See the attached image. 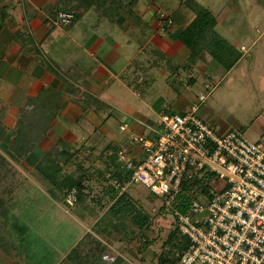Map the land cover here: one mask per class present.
<instances>
[{
    "label": "rangeland",
    "instance_id": "1",
    "mask_svg": "<svg viewBox=\"0 0 264 264\" xmlns=\"http://www.w3.org/2000/svg\"><path fill=\"white\" fill-rule=\"evenodd\" d=\"M154 1L162 6L157 7L160 10H156V15L168 16L172 3L168 6L166 0ZM170 1L178 3L179 0ZM187 3L190 9L182 6L179 13L182 20L180 21L178 15L173 16L165 34L172 40L178 30L190 23L195 14L191 10L195 3L202 8V17L211 15L214 18L215 33L231 46L235 52L232 56H238V59L229 69L212 59L208 53L197 57L192 63L189 59L191 49L181 42L188 50L180 65L177 64L181 67L177 68V71L171 67L169 71L162 73V68L153 66L145 75L141 74V81L133 83L135 90L141 95H128L131 106L141 112L140 118L147 120L148 117V122L155 126L158 117L154 110L160 111L162 103H169L171 109L168 108L167 112L178 111L198 102V95L205 93L206 99L199 109L204 108L201 115L204 114V119L214 130L221 132L227 128H238L246 138L264 142V0H187ZM146 55L147 52L143 57ZM171 61L173 66L176 60L171 57ZM59 106L58 104V108ZM151 109L153 112L148 111ZM111 120L114 123L115 135L124 139L121 141L122 150L131 145L133 153L140 155L141 146L127 142L126 136L129 132L122 130L118 119L113 117ZM79 122L84 123L83 120ZM80 126L84 125L72 126V130H76V134L80 133L86 139L88 131L82 130ZM106 127L109 128L108 125ZM47 133L43 137L44 141L52 139ZM147 134V129L141 133L144 136ZM89 136L93 135H88L86 140L74 144L79 146L78 156L67 169L75 175L76 172H82L85 196L84 201L78 204L72 201V205H67L62 201L61 195L52 190L49 183L43 179L37 185L32 181H29L27 186L25 182L22 184V164L12 163L13 166L9 169V165L5 163L4 167L10 172L7 171L2 184L6 187L2 188L5 194L7 193L5 198L8 201L6 200L4 211L0 210V250L15 264H55L62 255L75 247L81 238L92 244L90 238L99 236L96 233L99 227L92 228L83 218L100 219L108 213L107 208L114 199L110 198V183L102 176L109 158L103 154L106 139H101L98 144L95 142L93 148L87 149V145L92 143L88 141ZM27 155L36 157L35 152ZM78 162L84 169L79 172L76 169ZM212 185L213 190L219 191L226 187V181L215 180ZM126 192L135 208L149 215V225L141 232L130 221H126L128 219H124L126 230L132 233L122 238L113 227H106L111 239L109 243H116L109 247L110 251L105 257H99L94 264H112L116 257L114 255L119 253L127 264H156L158 255L170 250L169 245L165 244L170 232L175 228V219L170 208L142 184H131ZM113 221L119 220L115 218ZM120 221L117 223L120 224ZM104 224L107 222L102 225ZM141 233L145 236L142 237ZM179 237V233H176L174 240H179ZM88 244L83 245L81 250L88 248ZM176 255L174 252L173 257ZM66 261H69L67 257L63 264Z\"/></svg>",
    "mask_w": 264,
    "mask_h": 264
},
{
    "label": "crops",
    "instance_id": "2",
    "mask_svg": "<svg viewBox=\"0 0 264 264\" xmlns=\"http://www.w3.org/2000/svg\"><path fill=\"white\" fill-rule=\"evenodd\" d=\"M166 1L168 6L172 3L171 12L160 17L156 12L162 6L154 0H0V127L6 131L0 137V154L15 165L22 164V184L40 183L42 177L33 167L59 138L78 148L74 144L93 135L87 149L101 139H106L105 147L113 140L121 144L124 140L115 135L113 117L128 132L141 134L153 126L148 117L140 118L141 112L131 106L128 95L140 97L133 83L140 82L148 69L157 66L165 73L173 63L171 57L180 65L187 56V48L179 40H171L163 28L175 15L182 20L179 13L184 0ZM67 3L76 6L74 18L68 25L55 24L56 8ZM39 101L56 106V117L47 131L53 140L42 138L31 151L36 157L25 155L15 162L6 154L12 127L23 106ZM162 105L160 111L154 110L156 117L171 109L168 102ZM203 111L199 109L200 116ZM78 124L87 129L86 139L72 130ZM125 148L131 150L132 146ZM6 194H1L3 210ZM98 218L83 219L93 228ZM115 243L107 244L100 257ZM66 255L55 264H63ZM0 264L15 263L0 250Z\"/></svg>",
    "mask_w": 264,
    "mask_h": 264
},
{
    "label": "built area",
    "instance_id": "3",
    "mask_svg": "<svg viewBox=\"0 0 264 264\" xmlns=\"http://www.w3.org/2000/svg\"><path fill=\"white\" fill-rule=\"evenodd\" d=\"M71 19L72 13L59 12L53 22L66 25ZM206 96L200 93L182 112L159 114L147 136L129 132L126 140L141 146V156L119 150L131 174L121 184L111 183L118 194L142 184L169 207L185 181L201 180L186 192V212H173L178 232L189 242L178 264H264V142L246 138L238 128L214 130L199 114ZM219 179L226 187L213 190ZM73 200L70 192L66 201Z\"/></svg>",
    "mask_w": 264,
    "mask_h": 264
},
{
    "label": "trees",
    "instance_id": "4",
    "mask_svg": "<svg viewBox=\"0 0 264 264\" xmlns=\"http://www.w3.org/2000/svg\"><path fill=\"white\" fill-rule=\"evenodd\" d=\"M80 1V0H77ZM74 2V0H73ZM183 6L187 9L190 6L187 3V0L182 1ZM62 5V4H61ZM190 9V8H189ZM67 10L65 12L72 13V19L74 18V12L76 11V6L74 4L67 3L62 7H57L55 14L57 15L60 11ZM193 19L187 26H184L182 29L178 30L176 34L173 35L172 40H179L184 45H186L190 50L189 59L192 63L196 60L197 57H202V54H210V57L216 60L218 63L223 65L226 69H229L238 59L235 56V52L230 45L224 42L217 33H215L213 25L214 18L211 15H206L202 17L200 15L202 8L194 3V6L191 8ZM55 15V16H56ZM160 16V15H159ZM161 17V16H160ZM70 20V22L72 21ZM168 20V17L164 18ZM163 19V20H164ZM165 21V20H164ZM69 22V23H70ZM170 23L163 24L164 30H168V25ZM68 25V24H66ZM198 46V47H197ZM199 54V55H198ZM233 57V58H232ZM172 65V64H171ZM172 70L180 68L179 65L171 66ZM177 71V70H176ZM192 82V80H189ZM183 111V110H182ZM182 111H171L170 114L175 112ZM57 114L56 106L47 105L42 102H37L36 104L31 103V105H25L21 108L20 115L17 118L13 126L12 140L6 149L7 156L15 161L20 162L22 158L31 153L35 145L45 136L48 129L51 126V122L55 119ZM5 128L0 127V137L2 138L5 134ZM123 146L121 143L109 142L103 149V154L109 156L105 163V170L102 175L105 181L110 183V198L114 201L107 208V214H104L100 219H98L94 227L97 228L96 233L100 235L99 237H91L92 244L85 239H80L75 247H73L66 255L69 261L72 264H94L100 255L107 248V244L111 242L110 237L108 236L109 232L106 227H113L116 233L120 234L119 237L130 236L132 232L126 230L125 220L130 221L134 226L138 227L139 231H143L144 228H147L149 225V215L143 213L140 209L135 208L133 201L128 198L126 191H123L121 194H118L117 188L111 183L113 180H117L120 184L129 179L131 174V169H126L123 163L118 158V151L122 150ZM100 155L101 157L103 156ZM77 154V148L71 146L65 139L59 138L55 144L37 161L34 165V171L38 172L44 181L49 183V186L52 187L58 195H61L62 201L67 205L66 198L70 192H73L74 202L76 204L84 201L85 194L83 193V182H82V172L77 173L76 175L72 172H68V166L73 163ZM133 166H135L138 161L133 159ZM5 163L10 166H13L5 157L0 154V191L2 194H5L3 180L6 177L7 171L4 167ZM76 169L81 171L83 169L81 163H77ZM84 170V169H83ZM100 175V172H98ZM106 173H109V176L106 177ZM201 182V180L194 178L193 180L185 181L182 185V190L184 192L180 193L177 198L169 206L170 212L173 215L174 210H177L181 213L186 212L187 203L189 199V194L186 192L194 186L196 183ZM3 187V188H2ZM204 187V186H203ZM2 188V189H1ZM6 188V187H5ZM206 188V187H204ZM4 198L0 194V210H3ZM119 217V218H118ZM128 217V218H126ZM118 219L119 221H113ZM107 222V224H103ZM102 225V226H101ZM21 227V226H20ZM93 227V228H94ZM120 227L122 229H120ZM178 232L176 222L175 228L172 230L168 236V239L165 241V244L169 245L170 250L168 252H162L158 255L156 264H178L180 256L184 250L187 249L189 242L182 236L180 233L179 240H174ZM141 236L144 237L145 234L141 233ZM105 239H103V238ZM118 237V238H119ZM117 239V237H114ZM86 244L90 245L88 248L85 247V250H81V247ZM148 244H150L148 242ZM177 254L173 257V254ZM172 254V257H171ZM112 264H127L124 259L116 255L113 259Z\"/></svg>",
    "mask_w": 264,
    "mask_h": 264
}]
</instances>
